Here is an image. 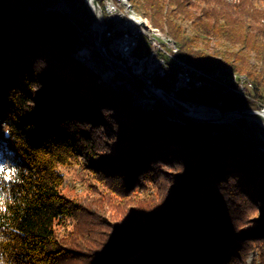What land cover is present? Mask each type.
<instances>
[{"label": "trees", "instance_id": "1", "mask_svg": "<svg viewBox=\"0 0 264 264\" xmlns=\"http://www.w3.org/2000/svg\"><path fill=\"white\" fill-rule=\"evenodd\" d=\"M29 1L56 2L0 0V264H246L252 252L264 264V194L254 190L255 177L264 190V144L132 108L77 57L95 42L85 1L66 0L70 13ZM131 2L182 58L244 74L254 87L252 98L195 88L182 98L264 106V0ZM173 79L156 85L172 91ZM114 137L128 147L115 152ZM75 166L90 191L80 199L64 190V170ZM161 184L168 194L155 197ZM109 206L127 215L112 219Z\"/></svg>", "mask_w": 264, "mask_h": 264}, {"label": "built area", "instance_id": "2", "mask_svg": "<svg viewBox=\"0 0 264 264\" xmlns=\"http://www.w3.org/2000/svg\"><path fill=\"white\" fill-rule=\"evenodd\" d=\"M87 1L98 18V22L92 24V31L97 37V42L99 43V35L103 34L104 43L107 41L105 44L110 53L120 58L118 61L126 67V70L130 68L132 74L141 77L150 85L157 77H167L173 73L174 91L193 87H211L220 90L223 94L235 93L252 98L251 92H248L250 88L243 85V81L224 80L205 71L187 68L167 51V44L147 38V33L130 20L129 16L118 14L111 5L103 3V0ZM57 6L64 12L70 11L65 0H59ZM142 43L147 45L146 52L136 54V47H141ZM159 92L168 96L174 103L191 110L192 104L182 100L174 92L164 88H160ZM259 108L261 109L259 113L264 118V106L261 105ZM260 122L264 123L263 120Z\"/></svg>", "mask_w": 264, "mask_h": 264}, {"label": "rangeland", "instance_id": "3", "mask_svg": "<svg viewBox=\"0 0 264 264\" xmlns=\"http://www.w3.org/2000/svg\"><path fill=\"white\" fill-rule=\"evenodd\" d=\"M228 1L236 2L237 0H228ZM78 7L82 12L84 9V4L80 3V4H78ZM140 15L143 16L142 14H140ZM148 21L150 22L149 19H148ZM165 33H167V32H165ZM93 38H94V35H93ZM94 40H95V38H94ZM91 46L96 48L95 44H92ZM80 49L83 50L82 48H80ZM84 55H85L84 53H81V51H79L77 57L81 62H83L87 66V68L90 69L89 73H90V71H92L95 75H97V77H99L101 82L103 84H105L103 86H105L108 89V91L111 92V94L115 93L116 95H122V96H124V95L126 96L127 94H129L130 99H131L130 100V106L134 109H137L138 111H148V110H154L155 109L154 106H151L149 104L144 105L143 103L140 104V103L136 102V100L133 97H134V93L136 94L137 92H139V89H137L136 86H133L132 83L128 80V78H125L123 75H120L119 73L117 76L106 75L105 72L108 69V68H106L107 67L106 65H108L106 60H104L103 58H99L96 54L94 55V54L88 53V54H86V61H85L83 59ZM88 57L90 59H88ZM113 57L116 58L117 60L120 59L119 57H115V56H113ZM4 59L5 58L3 57L2 64H1L0 82L4 76L3 71H4V65L6 64ZM82 71L84 72V74H87V71L85 69H82ZM129 71H131L130 68H129ZM126 72H127V74H129L128 71H126ZM62 73L64 76H70L71 71L65 67L64 69H62ZM241 75L247 77L244 74H241ZM93 77L97 78L96 76H93ZM247 79L249 80L248 77H247ZM249 82L251 83L250 80H249ZM250 90L248 92H251V94H253L254 87H252V89H250ZM185 101H188V100H185ZM188 102H190V101H188ZM260 105L261 104L258 103L257 108L249 109V111L260 112L261 111V109L259 108ZM121 115L124 117V113H122ZM166 115H168V114H164V116H166ZM171 117L175 118L177 120H180L183 124L191 125V124H188V122H186L185 120L178 119L177 117H174V116H171ZM260 120H257V118H250V119L239 118L235 122L229 124V128L232 129L234 132L241 134L244 138H246L248 140L250 139V140L254 141L255 143L264 144V126L261 124ZM103 133L105 136H108L110 138L111 130L109 128L103 127ZM111 146L115 152H119V153L123 151V148L128 147L127 143L123 142L118 137L113 138ZM216 164H217V166H222L223 169L221 170V173H223V174L221 176L224 177L225 174L228 172L227 167L224 168L225 165H222V161L219 159H218ZM172 166L173 165H166L164 167V169L170 173H172V172L176 173L178 169L177 168L175 169ZM80 170H81V168H79L78 166H75L72 168H66L64 170V173H65V186H64L65 193L68 196H71V197L76 198V199H80L81 197H84L85 195H88L90 193V191L88 190L87 185H86V179L82 176ZM174 173H172V174H174ZM168 188H169V186L167 188H165L164 184H161L159 186V189L157 188V192H156L155 197H158V195H162L165 197L166 194H168ZM172 188L175 192L180 190L179 186H177V185L176 186L174 185ZM254 190L256 192L264 194V190L261 187V180L257 177L254 178ZM135 197H138V196H135ZM198 204L203 205L202 202L198 203ZM126 206L127 205L124 204L122 209L128 208ZM118 209L119 208L115 209V207H113V206H112V208H110V206H109L106 210L107 211L106 215L111 216L112 219H116V220H120V218L127 215V212H124V210H122V209H119V210ZM201 209H203V208H201ZM258 211H261V209H259ZM255 255H256V253L252 252L249 255V257L246 259V264H257L259 262L260 258H259V256H255Z\"/></svg>", "mask_w": 264, "mask_h": 264}, {"label": "water", "instance_id": "4", "mask_svg": "<svg viewBox=\"0 0 264 264\" xmlns=\"http://www.w3.org/2000/svg\"><path fill=\"white\" fill-rule=\"evenodd\" d=\"M84 1L89 8L93 23L98 22V18L96 17L93 10L90 8L88 1L87 0H84ZM57 3H58V0H56V2L54 3H48V4L41 6V5H38L34 1L28 2L30 9L34 11L61 12V13L71 12V7L67 3V1L66 3L70 8L69 12H64L63 10H61L57 6ZM91 32L94 35L92 31V25H91ZM94 38H95L94 44L96 48H94L93 46H89V45H81V47L89 51L91 54H94V55L96 54L99 58H103L104 60L107 61L108 65L116 69L119 66L118 64L119 61L112 56L107 45L104 43V40H103L104 35L103 34L99 35V43L97 42V37L95 35H94ZM127 70L129 73L131 72L129 71V68H127ZM119 74L123 75L125 78H128V80L132 83V85L136 86V88L139 89V92H137L138 94L134 93V97H133L136 100V102L140 104L143 103L144 105L149 104L151 106H154L155 108L160 109V111L164 114H168L167 112H169V114H171L172 116L177 117L178 119L185 120L186 122H188V124H191V125L192 124L210 125V126L224 127L227 130L233 131L232 129L229 128V124L235 122L239 118H246V119L257 118L261 120L264 119L263 115H261L259 112L249 111V109L248 110H223L221 107L222 100H219L217 104H214V105L208 104V103L196 102V101H190V102L186 101L192 104L191 110L190 109L188 110L174 103V101L170 99L168 96H166L165 94H161V92H159L160 88H164V89L166 88L156 85V79L158 77L155 79V82L150 85L149 83L145 82L144 79H142L141 77L135 74H132V73L127 74L125 70L119 71ZM193 88H186V89H193ZM195 89H208V90L216 92L217 95H223V93L220 90L213 89L211 87L195 88ZM166 90L169 91L168 89ZM179 91L181 90L174 91L173 89L170 92H174L175 95H177L179 98L185 101L186 99L182 98L178 94Z\"/></svg>", "mask_w": 264, "mask_h": 264}, {"label": "bare ground", "instance_id": "5", "mask_svg": "<svg viewBox=\"0 0 264 264\" xmlns=\"http://www.w3.org/2000/svg\"><path fill=\"white\" fill-rule=\"evenodd\" d=\"M103 3L111 5L113 10L115 12H117L118 14L129 16L130 20H133L139 27H141V29L145 33H147V38H153L158 43L167 44V51L169 53H171L173 55V57L178 58L179 62H182L183 64H185L187 68H191L192 70H195V71H205V73L213 74V76L220 77L221 79H224V80H231L232 79L233 81H243V85L248 86L250 89H252L253 86L249 82L247 77H245L241 74H238V73L233 72V71H226L223 68H217L214 70H206L202 67H198V66L192 64L187 59L182 58L180 56V49H179L178 45L176 44L175 40L170 35L165 33L164 31L154 27V25H152V23H150L146 17L141 16L133 7L131 0H103ZM139 48L140 47H136V54H139L138 53ZM81 53L85 54L83 56V59L85 61H86V54H88V53L91 54L89 51H87L85 49L81 50ZM88 59H90V58L88 57ZM116 62H118V61H116ZM118 64H119V66L116 69L111 67L110 65H106L107 66L106 68H108L107 71L105 72L106 75L117 76L119 71H121V70L128 71V70H126V67L122 63L118 62ZM131 73H129V74H131ZM263 121H264V119H263ZM261 124L264 126V123H261Z\"/></svg>", "mask_w": 264, "mask_h": 264}]
</instances>
